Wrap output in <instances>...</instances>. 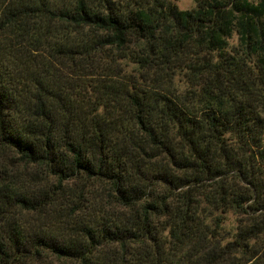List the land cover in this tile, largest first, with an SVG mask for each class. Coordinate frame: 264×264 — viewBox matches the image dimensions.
<instances>
[{"label":"trees","instance_id":"1","mask_svg":"<svg viewBox=\"0 0 264 264\" xmlns=\"http://www.w3.org/2000/svg\"><path fill=\"white\" fill-rule=\"evenodd\" d=\"M0 0V264H264V0Z\"/></svg>","mask_w":264,"mask_h":264},{"label":"rangeland","instance_id":"2","mask_svg":"<svg viewBox=\"0 0 264 264\" xmlns=\"http://www.w3.org/2000/svg\"><path fill=\"white\" fill-rule=\"evenodd\" d=\"M179 9H190L194 6L193 0H178L176 2Z\"/></svg>","mask_w":264,"mask_h":264}]
</instances>
